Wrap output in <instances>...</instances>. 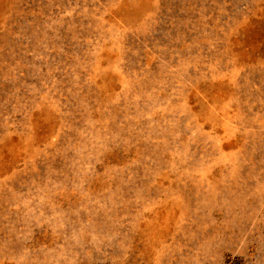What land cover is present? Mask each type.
Here are the masks:
<instances>
[{"label": "rangeland", "instance_id": "obj_1", "mask_svg": "<svg viewBox=\"0 0 264 264\" xmlns=\"http://www.w3.org/2000/svg\"><path fill=\"white\" fill-rule=\"evenodd\" d=\"M0 264H264V0H0Z\"/></svg>", "mask_w": 264, "mask_h": 264}]
</instances>
